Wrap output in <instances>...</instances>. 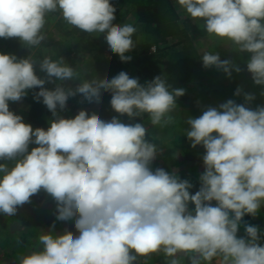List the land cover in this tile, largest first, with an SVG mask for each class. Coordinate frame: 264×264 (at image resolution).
Here are the masks:
<instances>
[{"label": "clouds", "instance_id": "1", "mask_svg": "<svg viewBox=\"0 0 264 264\" xmlns=\"http://www.w3.org/2000/svg\"><path fill=\"white\" fill-rule=\"evenodd\" d=\"M193 19H202L209 36L231 41L238 53H249L247 71L264 85V0H178ZM59 12L70 26L104 34L111 52L132 59L137 28L114 23L110 0H0V38H18L31 50L47 38L50 13ZM205 68L229 77L241 71L231 59L204 52ZM39 64L44 77L37 75ZM79 80L73 89L61 82ZM55 87L49 89L46 83ZM52 113L47 129L26 123L10 110L30 89ZM111 92L110 105L129 119L149 116L152 126L174 123L170 115L185 89L174 88L163 75L140 83L126 71L109 78L81 80L80 71L64 57L42 59L0 52V213L14 216L41 190L56 203L59 221L74 220L75 233L43 232L39 247L19 264H136L138 256L163 253L166 264H264L258 226L245 223L264 206V106L229 99L189 117L185 134L191 146L202 145L204 171L200 188L175 172L151 167L160 149L147 139L144 123L103 119L81 109L74 117L59 114L70 97L100 103ZM236 95L241 94L237 88ZM59 110V111H58ZM36 145L29 150L30 145ZM176 155V154H174ZM215 201V206H213ZM195 205L194 213L189 203ZM55 224L52 225V229Z\"/></svg>", "mask_w": 264, "mask_h": 264}, {"label": "trees", "instance_id": "2", "mask_svg": "<svg viewBox=\"0 0 264 264\" xmlns=\"http://www.w3.org/2000/svg\"><path fill=\"white\" fill-rule=\"evenodd\" d=\"M110 2L113 5L118 3L119 5H131L133 7H131V10L133 11L135 18L133 22H131V24H133L137 28V31L133 34L132 37L135 47L130 53H128V55L132 56V59L130 61H122L117 54L110 51L109 46L103 45L106 43H102L101 39H91L90 34L83 32L78 28L72 26L66 27L65 25H62L66 22L63 20L59 12L50 13L48 15L47 21L49 23H46L44 31H48L50 36L48 37V39H45V42H42L41 46L37 48L36 55L40 56V53L42 52L41 50L53 46V49L55 48V50L53 51L54 53L50 55V57L53 60L59 59L61 56L64 57L66 63L72 65L74 68H77L80 71V79L82 81H90L93 78L110 79L122 70L129 73V69L133 67L135 73H133L131 76L134 77L136 73L143 75V77L139 79L140 83L142 84L147 81H151L155 76L163 75V73L166 72V69L161 68V66H163L161 59L165 56H168L170 57V60H174L175 63L172 61L174 65L169 64L170 67L167 70L171 71L180 68L183 74V77L180 79L182 81L181 83L186 84V86H182V88L185 89V94L177 99L176 107V114L182 117V115L179 114V112H181L180 109L182 110V106L179 107V105L187 99L185 97L188 95L189 91H191L189 90V80L187 81L185 77L186 75H191V73L194 72V69H192L191 67L184 69L182 66H184V61L185 63L187 62L186 59L191 58V56H197L198 52L195 48L190 49L186 45H184V48L182 46V48L179 49L178 43L170 46L169 38L178 36L180 33H187V30L194 26L193 19L189 16L181 20L182 18L180 15V11H178L180 7V5L178 4V0H110ZM120 22L121 17H116L114 23L119 24ZM52 23L53 26H51ZM182 23L184 24V30H181L180 28V25ZM48 27L51 28L47 30ZM55 32L61 34V38L59 40L52 38V34H54ZM161 44L164 47H162ZM153 46L154 48H152ZM0 47H2L7 53L14 54L13 52H18L21 54V57H24L26 55V53H22V51H25L27 48L22 45L18 38H0ZM246 57V55L238 53L235 48H233V50L231 51V58L237 59L238 62L236 63L240 66V68L241 65L246 63L248 58ZM86 58L88 59L87 61ZM197 59L199 60V57H197ZM177 61L182 62L178 63ZM196 74H199L200 76L203 73L201 71L200 73L197 72ZM235 74L237 80L242 81V83L244 84L243 88L246 92L249 91L250 88H253L252 83L254 82L252 81V76H250L247 70H243L241 68V71L238 74ZM44 76L45 73L42 72V75L40 77ZM61 83L65 88L71 87L74 89L77 84L80 83V81H63ZM66 83H68V85ZM45 87L52 89L55 87V84L49 82L45 84ZM38 91L39 88L30 89L27 95L20 101H18L23 106H25L24 109L27 110L26 112H24L25 114L21 113L20 115L23 117V120L26 123H30L31 125H33V128L43 127L47 129V127L50 126L48 122L53 119V116L50 115L51 112L43 104L42 98H40L39 100L34 98L35 93H37ZM263 91L264 85H260L258 95L254 94L255 98L253 99V106L251 107L252 109H254L255 104L256 107L264 106ZM204 92H206V97L208 96L207 99H209V96L214 93H219V95L232 93L231 90H217V88L210 90V93L207 90H204ZM200 99L203 101H200V105L202 106L206 99ZM110 100L111 92L102 91L100 103L97 104L95 102H87L86 110L89 114H91L92 112L97 113L103 119H111L113 116H117L124 123L140 122L145 123L146 125L150 123V121L145 122V120L149 119V116L147 114H143L142 117H136L133 119H129V117L126 115L120 116L112 109L110 105ZM226 101L227 100H224V97H220L219 100H217V102H219L217 104H221ZM16 106H19V103ZM214 106L218 107L216 103L214 104ZM11 107L12 106H10L9 102L10 110H12ZM200 107H198V109L193 107L197 113L195 114L197 116H193V118L200 116L204 111V108ZM68 108H70V103ZM64 111L68 112L69 109H65ZM77 113L78 112L75 111L69 117H74ZM62 114L63 113H61L60 115ZM47 115L49 116L47 117ZM175 126V124L172 126L175 131H171L172 139L170 138V140H164L163 137H161L160 135L162 134V132L159 133V131H156L154 129L155 126H153V128L150 127L151 129H148L149 135L147 136V139L155 143L157 147L160 148V150L163 152L161 157H165L166 152H164V150L166 144H177V142L182 140V142L179 143V145L181 144V148L178 150L179 152L177 156L179 155V160L184 162L183 165L185 167L183 169L184 173H182L183 167L181 166L180 178H184V176L186 175L185 171H190V174L187 173V176L192 177L190 179V183L193 185V187L189 189V191L190 194H195V192L198 191L200 188L199 177L201 173L199 172V174H196L194 173V170L199 167L204 168L202 157L205 153V149L202 145H197L193 148L191 146L192 142L188 139L185 132L181 133L182 129H187L190 127L188 124H184L181 127V130H176ZM166 129L168 130V127H166ZM180 134L184 135L185 137L183 138ZM160 160L162 161V158ZM169 164L171 165V167H176V162L171 161ZM153 165L154 163H152L151 166ZM162 168L167 170L165 164H163ZM201 171L203 172L204 169H202ZM44 201L55 203L53 198L43 190L31 197V202H34L35 204ZM212 203L213 206H215V201H213ZM189 204L192 205L193 203L190 202ZM261 214H264V206L261 207L256 217L261 216ZM243 221L244 223H241L238 226L237 234L246 232L244 226L245 223L249 225L252 223L254 226H258V229L260 228L259 223L261 221H259V223H255L254 217H252L251 215L246 214L243 218ZM261 235H263V237L260 238L259 243L264 246V233ZM183 260L185 261L184 263L188 264V260L186 257H184Z\"/></svg>", "mask_w": 264, "mask_h": 264}, {"label": "rangeland", "instance_id": "3", "mask_svg": "<svg viewBox=\"0 0 264 264\" xmlns=\"http://www.w3.org/2000/svg\"><path fill=\"white\" fill-rule=\"evenodd\" d=\"M114 6L116 8L115 16L121 17V22L119 24L133 22L135 16H134L133 11L131 10L133 8L131 5H121V4L119 5L118 3H116L114 4ZM178 11H180V15L182 18L181 20L189 17V15L186 13V10L183 9L181 6L179 7ZM47 23L49 22L47 21ZM193 24L194 26L189 28V30H187V33L186 32L183 34L180 33L178 36L169 38L170 46L178 43V48L181 49L182 46L184 48V45H186L190 49L195 48L198 52V55L195 57L191 56V58L186 59L187 62L185 63L184 61V66H182L184 69H187L188 67H191L192 69H194V72L191 73V75H186L185 77L187 81L189 80V83H190L189 90L191 91H189L188 95L185 97L187 99L182 104L179 105V107L182 106V110L180 109L181 112H179V114H181L182 117L176 114L177 112V108H176L172 113H170V115L174 117V123L168 126H165V127L155 126L154 128L156 131H160V130L164 131V129L166 130V127H168V130L164 132L166 134L164 135L165 136L164 139L166 141L170 140L171 138V134H172L171 131L173 130L172 126L174 124L176 125L175 126L176 130H181V127L184 124H187L186 120L189 117L197 116L195 115L197 114L196 110L193 107L198 109V107L201 106L200 101L202 100L200 98H203L204 100L206 99L205 102L200 107V108H204L205 110L209 106L215 107L214 106L215 103L217 106H219V104H217L219 103L217 102V100H219L220 97H224V100L232 99L238 104H244L245 103V95H244L245 93H249L253 95L254 94L258 95L259 93L260 85H257L255 83H252L253 88H250L249 91L246 92L243 88L244 84L242 83V81L237 80V77L235 74L237 72L235 70H232L231 76L229 77L223 70L217 69L214 66L210 68H205L203 66L202 55L204 52H211V53L218 52L220 54L221 60L231 59L235 62H238L237 59L231 58V51L235 47L232 45L231 41L227 39H221L216 36H209L207 34L206 29H204L203 27L204 21L202 19H193ZM62 25H65L66 27H70V25H68L67 23H63ZM51 26H53V23L51 24ZM50 28L51 27H48L47 30H49ZM180 28L181 30H184L183 23L180 25ZM45 33L47 35L46 39H48L50 34L48 31H45ZM90 35H91V39H95V40L101 39L102 43L104 42L106 43L103 45L108 46V43L104 38V34H101L99 36H96V34H90ZM60 36H61L60 33L55 32L54 34H52L53 39L59 40L61 38ZM42 42H45V40ZM161 46L164 47L162 44ZM37 48L38 47H34L31 50L27 48L25 51H22V53L25 52L26 55L24 57H27L30 51L35 57H37L38 59H42L44 56H50L52 53H54L53 51L55 50V48L53 49V46L50 48L48 47L47 49L41 50L42 52L40 53V56H37L36 55ZM0 52H5V50L2 47H0ZM13 53L18 58H21L20 53L18 52H13ZM241 54H244L247 57L250 56V54L247 52L241 53ZM197 57H199V60L197 59ZM87 60L88 59L86 58V61ZM161 60L163 63V66L160 65L161 68L166 69V72L163 73V76L167 78V83H169L174 88H182L183 85L186 86V84L181 83L182 81L180 79L183 77V74L180 68L174 69L171 71L167 70L170 67L169 64L174 65L175 61L170 60V57L168 56L163 57ZM177 62L179 63L182 61H177ZM241 68L243 70H247L246 63L241 65ZM36 71H37L38 76L42 75V72L39 69V64L36 65ZM201 71L203 74H201L200 76L199 74H196L197 72L200 73ZM133 73H135L134 68L131 67L129 69V74L132 75ZM249 74L251 76V73ZM134 77H138L139 79H141L143 75L136 73ZM66 84L68 85V83ZM216 88L217 90H224V89L227 90L228 89V90H231L232 93L223 94V95H219V93H214V94H211V96H209V99H207L208 96L206 97L205 95L206 92H204V90H207L210 93V90H213ZM237 88L241 89L240 95L235 94ZM263 95H264V91H263ZM68 101L70 103V108H68L69 106ZM68 101H67L66 109H69V111L65 112L63 110V112L62 111L59 112V114L63 113L62 116L64 117H69L71 114H73V112L75 111L79 112L81 109L86 110L87 108V104H86L87 101H85L84 98L79 94H77L74 97H70ZM18 103H19V106H16ZM10 106H12L11 107L12 111H14L17 114H21V113L25 114L24 112L27 111L24 109L25 106H23L20 102L10 101ZM246 106L251 108L253 106V100L249 102ZM255 108H256V104L254 106V109ZM192 111H194L195 113ZM200 112H201V109H200ZM50 115L52 116V113ZM48 116L49 115H47V117ZM149 121H150L149 119L145 120V122H149ZM145 126L148 129L150 127L153 128V126L150 123H148L147 125L145 124ZM184 130L185 129H182L181 133L185 132ZM180 135L183 138L185 137L182 134ZM181 142L182 140L177 142V144H166L165 150H164V152H166L165 157H161V154H159L160 151L158 152L156 159L153 161L154 165L151 166L153 170L158 167L162 168L163 164H165L167 168L166 171L170 173L175 172L180 177L181 166L183 167L182 170L185 167L183 165L184 162L179 160L180 159L178 157L179 155L177 156L179 152L178 150L181 148L180 147L181 144L179 145V143ZM35 146L36 145L34 144L30 145L29 150H31V148ZM161 158H162V161L160 160ZM171 161L176 162L175 164L176 167H171V165L169 164ZM0 162H3V161H0ZM202 169L204 168L199 167L194 170V173L196 174H199V172L202 173L201 171ZM182 173H184V170ZM187 173L190 174V171L189 172L185 171L186 175L184 176V178H180V179H187L190 182V179L192 177L187 176ZM194 208H195L194 204L192 205L189 204V209L192 210L193 213H194ZM56 215H57V209H56L55 203L47 202V201L40 202L38 204H35L34 202L26 203L22 207L18 208L17 213L14 216H5L4 214L0 213V264H19L21 257L30 253L35 248L39 247L38 237L44 231L48 232L51 230L57 235L62 234L66 230L72 231L74 233L77 231L74 226V220L59 221L56 219ZM256 216L254 217V222L259 223V221H261L259 223V226H260L259 233H260V237H263V235L261 234L264 233V214H261V216L259 217H256ZM53 224H55L54 229H52ZM250 225H253V224L251 223ZM237 236L248 238L246 236V232L237 234ZM136 264H166V259L162 252L161 253H150L147 256H138ZM184 264H187V263H184ZM212 264H218V259H214L212 261Z\"/></svg>", "mask_w": 264, "mask_h": 264}, {"label": "crops", "instance_id": "4", "mask_svg": "<svg viewBox=\"0 0 264 264\" xmlns=\"http://www.w3.org/2000/svg\"><path fill=\"white\" fill-rule=\"evenodd\" d=\"M152 48H154V46L152 47ZM167 130V129H166ZM166 130L164 129V131L163 130H160L159 131V133H161L162 132V134H160L161 135V137H163V139L165 138V136L164 135H166L164 132H166ZM173 130L175 131V129L173 128ZM165 140V139H164ZM158 149H160V148H158ZM159 154H161V156H162V154H163V152H161L160 151V153Z\"/></svg>", "mask_w": 264, "mask_h": 264}]
</instances>
